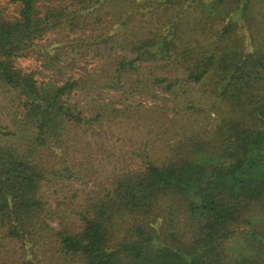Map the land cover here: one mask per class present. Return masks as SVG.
<instances>
[{
	"label": "trees",
	"instance_id": "trees-1",
	"mask_svg": "<svg viewBox=\"0 0 264 264\" xmlns=\"http://www.w3.org/2000/svg\"><path fill=\"white\" fill-rule=\"evenodd\" d=\"M10 3L0 264H264V0ZM145 86L184 97L197 129L158 156L132 150L106 186L79 196L75 130L116 118L115 103Z\"/></svg>",
	"mask_w": 264,
	"mask_h": 264
},
{
	"label": "rangeland",
	"instance_id": "rangeland-1",
	"mask_svg": "<svg viewBox=\"0 0 264 264\" xmlns=\"http://www.w3.org/2000/svg\"><path fill=\"white\" fill-rule=\"evenodd\" d=\"M0 2V7L4 8L8 14L15 13L16 6L10 3V0ZM19 64L27 70L39 67V62L33 57L21 58ZM72 72L76 74V77L79 76V68ZM162 74L172 78L177 71L169 68ZM133 92L134 95L127 94L125 98H122V103H115L116 108L121 110L116 118L102 121L100 126L94 125L90 128L75 130L73 140L76 151H72L70 156H74L77 163L83 162L82 173L87 177L85 179L87 186L82 185V189H79L77 193L79 196L88 194L89 188H98L93 184L106 186L110 175L131 163L128 160L131 158L132 150H136L143 156L150 154L158 156L161 149L168 150L167 145L162 144V141L173 142L182 134L197 129L194 117L185 109L184 97L180 101L181 105H176L174 99L159 88L145 86ZM69 178L73 179L72 176ZM71 183L75 186L79 184L75 179ZM77 188L80 187L77 186ZM67 195L70 196L71 192ZM76 200L73 199L74 202ZM68 211L71 212L69 220L72 223H79L71 205ZM53 226L58 228V220L53 223ZM235 251L236 249L232 252Z\"/></svg>",
	"mask_w": 264,
	"mask_h": 264
}]
</instances>
